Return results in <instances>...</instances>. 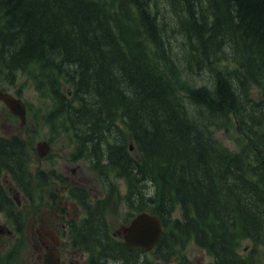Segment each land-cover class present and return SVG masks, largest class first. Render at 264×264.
<instances>
[{
    "label": "trees",
    "instance_id": "obj_1",
    "mask_svg": "<svg viewBox=\"0 0 264 264\" xmlns=\"http://www.w3.org/2000/svg\"><path fill=\"white\" fill-rule=\"evenodd\" d=\"M0 68L52 100L53 131L108 189L71 229L89 264H158L110 234L105 211L120 199L110 175L124 180L128 210L163 223L157 261L193 240L214 264L256 263L254 248L235 247L264 246V100L253 95L264 0H0ZM233 124L246 139L237 153L211 135ZM0 169L29 192L20 138L0 137ZM12 206L0 186V210Z\"/></svg>",
    "mask_w": 264,
    "mask_h": 264
},
{
    "label": "rangeland",
    "instance_id": "obj_2",
    "mask_svg": "<svg viewBox=\"0 0 264 264\" xmlns=\"http://www.w3.org/2000/svg\"><path fill=\"white\" fill-rule=\"evenodd\" d=\"M0 89L11 93L13 96L21 99L26 108V120L20 125L16 116L9 113L3 103L0 102V135L3 137H11L16 135L25 140L27 154L29 159V170L31 175L36 176L38 172H53L59 176L60 180L52 182L50 185L39 188L34 180L33 183V203L30 208L26 207L25 201H22L23 207L17 209L23 214L32 216L34 213L41 217L51 219L54 223H66L70 221H79L85 216L82 206L70 197L69 188L77 186L79 189H85L88 193V199L94 200L104 195L105 189L98 176L90 169L86 160H78L73 154L71 141L65 135H53L50 131L49 122L46 119L48 110L51 108V102L38 96L34 91L31 82L24 75L18 74L17 81L14 86H8L3 80H0ZM253 95L258 100H264V85L254 88ZM212 137L221 145L231 152L240 150L242 144L246 141L245 137L237 130L233 124L228 130L211 129ZM39 142L47 143V154L40 158L37 155L36 144ZM111 178V177H110ZM112 185L118 190V197L121 200L125 191V185L121 179L112 178ZM0 184L4 189L15 188L11 179L5 174H0ZM9 191V190H8ZM50 194H54V201L50 198ZM121 194V195H120ZM10 197L14 199L15 194L10 192ZM20 195L16 199L21 202ZM65 203L66 206H65ZM16 210V211H17ZM62 210L63 214L59 211ZM115 210V211H114ZM128 212L121 203H118L113 210L106 213L107 222L112 233L121 236L122 228L129 219ZM179 208H176L175 216H178ZM26 220V219H25ZM26 222V221H25ZM29 222V220H28ZM22 236L10 241L9 248L3 252V260L5 256L12 251L9 259L10 264H28V259L32 255L29 244L22 238L27 239L28 233L25 229ZM68 240V236H65ZM253 246L248 239H240L236 246V251L240 255L248 253ZM259 249L258 264H264V248L257 246ZM77 257L80 264H83L87 258V254L77 249ZM166 264H213V257L206 251L196 247L193 242L189 241L182 248L176 250L174 258Z\"/></svg>",
    "mask_w": 264,
    "mask_h": 264
},
{
    "label": "flooded vegetation",
    "instance_id": "obj_3",
    "mask_svg": "<svg viewBox=\"0 0 264 264\" xmlns=\"http://www.w3.org/2000/svg\"><path fill=\"white\" fill-rule=\"evenodd\" d=\"M19 205L20 203L17 206ZM38 215L28 216L19 213L9 218L0 217V252L7 249L9 241L22 236L26 225L29 235L26 242L32 252L28 264H43L45 258L53 251L58 255V264H79L78 259L75 258L76 252L70 249L65 240V225L53 223L52 220Z\"/></svg>",
    "mask_w": 264,
    "mask_h": 264
},
{
    "label": "water",
    "instance_id": "obj_4",
    "mask_svg": "<svg viewBox=\"0 0 264 264\" xmlns=\"http://www.w3.org/2000/svg\"><path fill=\"white\" fill-rule=\"evenodd\" d=\"M0 99L6 104L9 110L18 114L21 121L24 120L23 105L20 101L14 100L9 95L0 94ZM39 155L43 156L47 147L44 143L38 144ZM124 240L129 247H139L144 251L151 250L159 241L162 234L160 220L148 213L137 215L124 229Z\"/></svg>",
    "mask_w": 264,
    "mask_h": 264
}]
</instances>
